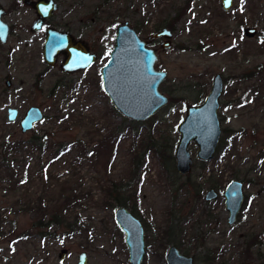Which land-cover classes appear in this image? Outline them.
Wrapping results in <instances>:
<instances>
[{"label": "rangeland", "instance_id": "obj_1", "mask_svg": "<svg viewBox=\"0 0 264 264\" xmlns=\"http://www.w3.org/2000/svg\"><path fill=\"white\" fill-rule=\"evenodd\" d=\"M58 2L59 22L82 27L98 59L89 72L78 74L62 73L61 59L45 64L42 35L29 31L33 13L18 3L9 19L14 33L0 45V264H77L82 252L88 264H130L125 235L113 216L120 206L143 223L141 264H166L170 245L192 256L194 264L264 263V0H232L228 12L221 0ZM124 22L136 32L140 23V37L163 28L173 33L171 49L159 51L156 65L167 74L160 90L170 101L142 122L123 117L101 88L100 69ZM246 28H255V35L247 37ZM216 75L223 80L218 147L212 160L202 162L191 142L192 168L180 177L177 126L187 107L204 101ZM32 106L44 118L22 133L18 121ZM8 108L18 110L16 121H8ZM35 137L45 143L42 152L22 148L4 161L3 145ZM6 166L28 182L12 190L4 184ZM138 169L134 200L111 190L128 184ZM232 180L243 183L244 202L229 225L222 192ZM211 186L218 198L206 202ZM63 197L76 200L66 217L82 222L79 232L57 224L35 227V215L20 211L26 202L57 207Z\"/></svg>", "mask_w": 264, "mask_h": 264}, {"label": "water", "instance_id": "obj_2", "mask_svg": "<svg viewBox=\"0 0 264 264\" xmlns=\"http://www.w3.org/2000/svg\"><path fill=\"white\" fill-rule=\"evenodd\" d=\"M25 4L32 5L38 14L31 31L37 22L48 17L40 11L41 7L48 8L51 13L55 10V4L49 0H39L32 3L23 0ZM232 7V0H222L221 8L228 12ZM3 10L0 6V18ZM49 14V13H48ZM255 28L244 29L247 37H253ZM65 34L48 32L42 48L44 63L54 66L57 56H65L61 69L68 73L80 71L95 62L96 57L86 53L78 54L73 45L64 36ZM8 36L6 24L0 20V42L5 43ZM173 33L168 29H161L146 37L138 36L134 28L128 22H124L116 28L112 51L107 63L101 68V88L112 103L113 108L123 117L134 122L146 121L168 104V98L160 91V85L166 79V72L156 68L158 55L156 50L149 46L156 40L163 38L160 50L167 51L172 47ZM140 58V62H139ZM6 86H10L7 82ZM223 91V81L220 75H216L210 90L200 105L186 108V116L177 126L179 140L175 147V169L180 175H186L191 171L192 160L188 152V145L194 142L197 146L196 157L199 161L212 160L218 147L221 128L218 119L219 99ZM18 111L15 108L7 109L9 122L16 121ZM44 118L42 111L35 106L29 107L18 124L22 133L28 132L40 123ZM225 210L228 213L227 223L233 224L243 202L242 183L232 180L226 186L223 194ZM217 194L209 190L205 196L206 201L215 200ZM114 221L118 229L125 235L124 241L128 248L129 263L141 264L144 256V230L138 218L125 207H118L113 212ZM66 249L58 253V258L63 261ZM166 264H192L191 257L181 255L177 248L171 246L165 254ZM77 264H88L87 254L82 252L77 256Z\"/></svg>", "mask_w": 264, "mask_h": 264}, {"label": "flooded vegetation", "instance_id": "obj_3", "mask_svg": "<svg viewBox=\"0 0 264 264\" xmlns=\"http://www.w3.org/2000/svg\"><path fill=\"white\" fill-rule=\"evenodd\" d=\"M27 1H30L32 3H35V2H38L39 0H27ZM46 1H49V0H46ZM54 4H55V10H53L51 13L48 11V8L46 7H41L40 11L42 12H45L43 15H48V17L46 19H42L40 22H37L36 25L34 27H38L36 31H31L34 23L36 21H38L39 17H38V14H37V11L36 9L32 6V5H28V4H25L23 0H11L10 1V4L8 5H4L3 4V1L0 0V6L3 10V14L0 18L1 21H3L6 26H7V29H8V36H7V39H6V42L5 43H1L0 42V45H6L8 40L10 39V37L12 36V34L14 33V29L15 27H13V25L9 22V19L13 16V14H15L18 9L20 8L18 3L19 4H23L24 6H26L27 8H29L32 13H33V21L31 22V25L29 27V31L30 33H33V34H41L42 35V48H43V44L45 42V39L46 37L48 36V32H53V33H60V34H65L64 36L66 37V39L68 40L67 42H70L72 43L73 45L76 46L75 51L78 52V54H82L83 53H86L88 56H95L96 57V60L94 63H92L89 67H87L86 69H83V70H80V71H76V72H73V73H68V72H65L61 69V65L64 61V58L65 56L63 54H60L57 56V60H56V63L61 59V64L59 66V69L62 73L64 74H78V73H85V72H89L91 70V68H93L94 64L96 63L97 59H98V55L94 52V50L92 49V40H87V38L84 36V34H86V31L82 28V27H74V26H70L69 24H63V23H60L59 22V9H60V6H59V2L58 0H51ZM222 1V0H221ZM49 13V14H48ZM139 27V30L137 32L139 38H140V23L138 25ZM86 29V28H85ZM116 31V30H115ZM94 39V38H93ZM115 39V38H114ZM162 43V39H158L156 40L155 42H153L149 48H152L154 50H156L157 52V55L160 51V45ZM112 51V50H111ZM110 55V54H109ZM43 58V56H42ZM44 61V60H43ZM55 63V64H56ZM102 68V67H101ZM101 70V69H100ZM167 77V76H166ZM222 78V77H221ZM100 80H101V76H100ZM165 81V80H164ZM223 81V80H222ZM10 81H5V84ZM11 85V84H10ZM162 85V84H161ZM7 87V86H6ZM10 87V86H8ZM103 91V90H102ZM161 91V90H160ZM163 93V92H162ZM164 94V93H163ZM165 95V94H164ZM168 98V96H167ZM169 98H168V102H169ZM18 111V110H17ZM25 113V112H24ZM34 128V127H33ZM192 168V166H191ZM176 170V169H175ZM190 173V172H189ZM188 173V174H189ZM178 174V173H177ZM180 177H184L186 175H180L178 174ZM238 181V180H237ZM241 182V181H240ZM242 183V182H241ZM209 190H213L216 194H217V197L216 199L218 198V192L214 189V186H211L205 193L204 195V201H206L205 199V196L207 194V192ZM224 192V191H223ZM222 192V194H223ZM242 193H243V183H242ZM198 194H200V190H197V196ZM223 197V196H222ZM214 201V200H212ZM206 202H211V201H206ZM243 202H244V193H243ZM243 202H242V205H243ZM241 205V207H242ZM120 207H123V206H120ZM224 207H225V204H224ZM241 207H240V210H241ZM118 208V207H117ZM126 208V207H125ZM240 210L236 216V219L234 221V223L236 222L237 220V217L240 213ZM129 211V210H128ZM140 220V219H139ZM141 222V221H140ZM233 223V224H234ZM142 224V227H143V230H144V226H143V223L141 222ZM232 225V224H231ZM171 246H174V245H170L169 247ZM168 247V248H169ZM175 248H177L176 246H174ZM167 248V250H168ZM178 249V248H177ZM166 250V252H167ZM247 250V249H246ZM179 251V250H178ZM180 253V251H179ZM166 254V253H165ZM181 255L185 256V257H191L192 258V264H194V258L192 256H186L182 253H180ZM207 261V259H206ZM251 263V260L250 262H242V263H239V264H250ZM264 264V263H262Z\"/></svg>", "mask_w": 264, "mask_h": 264}, {"label": "trees", "instance_id": "obj_4", "mask_svg": "<svg viewBox=\"0 0 264 264\" xmlns=\"http://www.w3.org/2000/svg\"><path fill=\"white\" fill-rule=\"evenodd\" d=\"M33 148L38 150L39 152L43 151L45 148V143L41 142V139L35 137L29 141H19L16 142L15 144L12 143H8L2 146V155H3V159L4 161H9L8 159H10V155L13 152H16L17 150L20 149H28V148ZM150 149L155 150L154 146L150 147ZM65 152V151H64ZM68 152V151H66ZM84 153H86V150H83ZM87 154V153H86ZM156 155L158 157H162L160 155V153L156 150ZM166 158V157H164ZM162 158V168H167V163H166V159ZM135 161V160H134ZM11 163H13V161H11ZM135 163V162H134ZM137 164V163H136ZM135 164V165H136ZM8 170V174L6 181H4V184H7L9 186H11L12 190H17L19 188H21L25 183L28 182V180L26 179L25 175L23 176V178L21 179H17V176L15 175V172L12 173V171L10 170L11 167H4ZM138 172L139 169L137 171L133 170L132 171V175H131V179L129 181L128 184H117L114 185L113 188L111 190H114L118 193H129L127 200H130L132 198V200L135 199V191L133 189L134 185H136L138 183ZM173 184H171L172 186ZM122 196V195H121ZM199 198H200V194H198ZM62 199V204H60L59 206L55 207L52 205L51 208L48 207H39V205L36 204H32L31 202H26L24 204L23 209L20 206V211L22 212H27V213H31L35 215V222H34V226L38 227V228H44L49 226L50 224H57L60 225L61 227H63L64 229H69L70 231H74V232H79L81 229H83L85 226L82 224L81 221H79L78 219H74V218H67V212L69 211L70 207L75 203V198L71 197H63V198H59ZM114 200L117 202V204H126V200L125 201H121L118 198H114ZM49 217V219L45 222L46 218Z\"/></svg>", "mask_w": 264, "mask_h": 264}, {"label": "bare ground", "instance_id": "obj_5", "mask_svg": "<svg viewBox=\"0 0 264 264\" xmlns=\"http://www.w3.org/2000/svg\"><path fill=\"white\" fill-rule=\"evenodd\" d=\"M139 62H140V58H139Z\"/></svg>", "mask_w": 264, "mask_h": 264}]
</instances>
